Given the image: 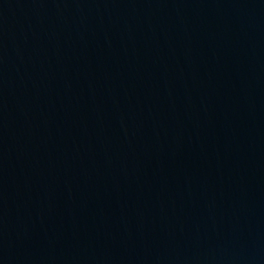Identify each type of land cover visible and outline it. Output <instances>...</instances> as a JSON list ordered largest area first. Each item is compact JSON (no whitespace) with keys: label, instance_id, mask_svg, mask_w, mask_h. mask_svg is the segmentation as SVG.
Here are the masks:
<instances>
[{"label":"water","instance_id":"obj_1","mask_svg":"<svg viewBox=\"0 0 264 264\" xmlns=\"http://www.w3.org/2000/svg\"><path fill=\"white\" fill-rule=\"evenodd\" d=\"M0 264H264V0H0Z\"/></svg>","mask_w":264,"mask_h":264}]
</instances>
